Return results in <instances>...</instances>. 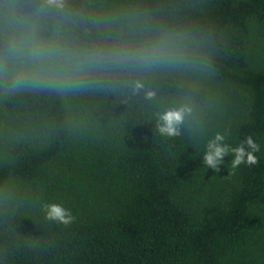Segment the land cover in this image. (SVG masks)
Returning <instances> with one entry per match:
<instances>
[{"label":"trees","instance_id":"16d2710c","mask_svg":"<svg viewBox=\"0 0 264 264\" xmlns=\"http://www.w3.org/2000/svg\"><path fill=\"white\" fill-rule=\"evenodd\" d=\"M163 33L180 37L174 63L105 58L69 90H11L40 71L38 47L108 53ZM180 107V135L162 136ZM217 133L252 136L258 164L208 169ZM52 203L73 222L46 219ZM0 264H264V0H0Z\"/></svg>","mask_w":264,"mask_h":264},{"label":"clouds","instance_id":"9594fccd","mask_svg":"<svg viewBox=\"0 0 264 264\" xmlns=\"http://www.w3.org/2000/svg\"><path fill=\"white\" fill-rule=\"evenodd\" d=\"M47 5L56 9H63L65 0H46ZM180 39L163 33L155 41L145 43L137 48L128 50H112L108 53L92 52L87 54L65 53L55 46H41L34 49L31 57L42 67L38 73L28 75L20 73L11 81V90L15 91L28 84L43 86L55 90H69L78 86L82 81L73 79L72 74L82 73L87 67L107 58L112 62H131L139 65L149 66L160 63H174L178 59V53L173 50V42ZM65 56V62L61 65L50 66L47 62L55 57ZM44 73L50 75L45 76ZM58 73L62 75H58ZM144 88V85L137 82L134 91ZM155 92L147 91L146 98L153 99ZM190 110L186 107L170 109L159 115L158 131L162 136L176 137L180 135V126L185 120L186 114ZM226 136L217 133L214 138L208 140L206 150L203 155V164L208 168L219 173L221 166L224 165V158L230 154L234 157L230 164L232 169H236L242 164L255 166L258 164V157L255 153L260 151V146L254 142L252 136H247L236 146H231L225 142ZM44 211L46 219L62 224L73 222L75 217L69 209L61 204H45Z\"/></svg>","mask_w":264,"mask_h":264}]
</instances>
